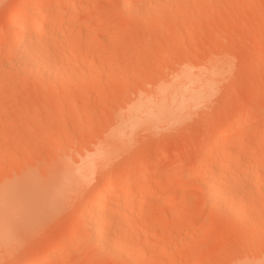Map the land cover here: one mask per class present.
I'll list each match as a JSON object with an SVG mask.
<instances>
[{
	"label": "rangeland",
	"instance_id": "obj_1",
	"mask_svg": "<svg viewBox=\"0 0 264 264\" xmlns=\"http://www.w3.org/2000/svg\"><path fill=\"white\" fill-rule=\"evenodd\" d=\"M127 1L0 0V264H264V0Z\"/></svg>",
	"mask_w": 264,
	"mask_h": 264
},
{
	"label": "bare ground",
	"instance_id": "obj_2",
	"mask_svg": "<svg viewBox=\"0 0 264 264\" xmlns=\"http://www.w3.org/2000/svg\"><path fill=\"white\" fill-rule=\"evenodd\" d=\"M124 1V0H123ZM126 2H128L127 0H125V4H128V6H129V3L130 2H128V3H126ZM124 7V6H123ZM127 7V6H126ZM126 7H124V9H127ZM44 9V7H43V4L42 3H40V4H38V5H29V4H19L17 7H16V9L13 11V13L11 14V16H10V19H9V22H8V26L10 27V28H13V30H11V31H9V33H7V34H5V35H3L2 33H1V31H0V38H1V36L4 38V42L5 43H8V42H10L11 40L13 41L14 39H17L18 40V42H19V44H18V48H20V50H22V48H27V49H32V47L33 46H31V45H34L35 44V41L33 40V38L34 39H36V41H38L39 40V38H38V36H39V34L41 33V31L43 30V28L45 27V25L47 24V22H48V18H47V13L43 10ZM128 10V9H127ZM39 12V16L36 18V20H35V22H34V24H33V26L31 25V19L30 18H26V17H28V15L27 14H30V13H32V12ZM23 12H25V13H27L26 14V17H24L23 16ZM29 12V13H28ZM128 12V11H127ZM38 38V39H37ZM31 40H33L32 42H31ZM45 41H48V39L47 40H44V42ZM47 43V42H46ZM30 46H31V48H30ZM33 48H35V47H33ZM26 49V50H27ZM26 50H24V51H26ZM23 51V50H22ZM21 51V52H22ZM28 51V50H27ZM23 52V53H28V52ZM29 54H30V52H29ZM27 55V58H30L29 56H28V54H26ZM26 55H24L25 57H26ZM35 60L37 61V64H39V62L40 61H38V59L37 58H35ZM34 60V61H35ZM24 61H27V60H25L24 59ZM35 61V62H36ZM35 62H33V63H35ZM36 63L34 64L35 66L37 65ZM208 159V157L206 156L205 157V159ZM204 159V160H205ZM206 159V160H207ZM252 166H250L252 169H255V170H257V169H259V164L258 163H253V164H251ZM216 182V181H215ZM117 183V182H116ZM116 183H115V180H111V181H109L108 182V184L105 186V188H104V190H103V194L105 195V197L108 199L110 196H111V193H112V190H113V186L114 185H116ZM171 184H173V180H170V187H171ZM211 186H209L208 188V190L210 191L209 193H211V197H212V199H214V200H216V198H218L219 197V194H220V186H219V184H218V182L215 184L214 182L212 183V184H210ZM142 186L143 187H147V186H149V183H147V182H143L142 183ZM154 189H158L159 188V184H155L154 185V187H153ZM133 190V187H132V185L130 184V181L128 180L127 181V183H126V185H125V190L124 191H126V192H124V193H132L131 191ZM99 193V194H98ZM98 193H96L97 195L96 196H94V198H93V206H94V208H95V211H96V213L95 214H92L93 216H91V217H89V216H84V217H82V219H88L89 220V218H90V222H89V233H90V236H93L94 238H95V240L96 241H100V239L102 238V230L100 229L101 227V225H103L102 223H104L105 222V220H106V218H104L103 217V215L102 214H100L99 213V211L101 212V207H102V205H103V203L104 202H106L107 200H105L106 198L103 196V194H102V196H101V193L100 192H98ZM220 198V197H219ZM109 199H111V198H109ZM108 199V200H109ZM209 199H211V198H209ZM211 199V200H212ZM211 200H209V201H211ZM220 202V201H219ZM211 204H215V203H213V202H211ZM215 205H217V204H215ZM230 207H232V206H230ZM229 208V207H228ZM233 209H236L237 210V212L238 211H241L240 209H241V207H240V209L238 208V206L236 207V208H234V206H233ZM233 209H231L230 210V208L227 210V211H231V213L232 214H230V216L233 218V219H237L241 214H242V212H240L241 214H239V216L237 217V215H235L236 213V211L235 210H233ZM233 210V211H232ZM235 211V212H234ZM235 213V214H234ZM239 213V212H238ZM237 213V214H238ZM233 215H235V216H233ZM87 217H89V218H87ZM230 217V218H231ZM235 217V218H234ZM237 217V218H236ZM241 217H242V215H241ZM243 218V217H242ZM240 219V217H239V219L242 221L243 219ZM238 220V219H237ZM236 220V221H237ZM80 221V220H79ZM234 222L232 223V224H234L235 223V225H233V226H236L237 227V225L238 224H236V223H238L239 221H235V220H233ZM240 221V222H241ZM80 222H84V221H80ZM149 228H147V229H145V231L146 230H148ZM56 248H52L51 250H50V253H55L56 252ZM30 264H37V262H32V263H30Z\"/></svg>",
	"mask_w": 264,
	"mask_h": 264
}]
</instances>
